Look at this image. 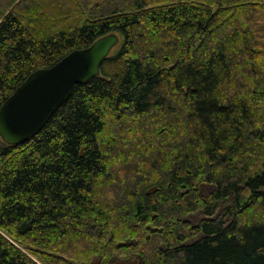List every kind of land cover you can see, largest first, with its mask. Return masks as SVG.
Returning <instances> with one entry per match:
<instances>
[{
    "label": "trees",
    "instance_id": "obj_1",
    "mask_svg": "<svg viewBox=\"0 0 264 264\" xmlns=\"http://www.w3.org/2000/svg\"><path fill=\"white\" fill-rule=\"evenodd\" d=\"M89 1L0 11V107L121 36L40 132L0 137V264H264V0Z\"/></svg>",
    "mask_w": 264,
    "mask_h": 264
},
{
    "label": "water",
    "instance_id": "obj_2",
    "mask_svg": "<svg viewBox=\"0 0 264 264\" xmlns=\"http://www.w3.org/2000/svg\"><path fill=\"white\" fill-rule=\"evenodd\" d=\"M121 42L112 32L90 46L75 49L54 65L32 72L0 107V137L11 145L22 144L47 124L78 84L101 74L103 61Z\"/></svg>",
    "mask_w": 264,
    "mask_h": 264
},
{
    "label": "rangeland",
    "instance_id": "obj_3",
    "mask_svg": "<svg viewBox=\"0 0 264 264\" xmlns=\"http://www.w3.org/2000/svg\"><path fill=\"white\" fill-rule=\"evenodd\" d=\"M105 1H109V0H91L88 2V6H85V7H90L91 9L93 8V6L97 5L98 3H103ZM9 2H12V0H0V11H4V9L6 8ZM118 48H119V45L113 49L112 54H114L118 50ZM193 220L196 221L197 218H194Z\"/></svg>",
    "mask_w": 264,
    "mask_h": 264
}]
</instances>
